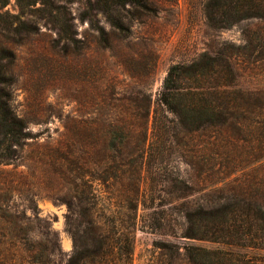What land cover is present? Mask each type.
Masks as SVG:
<instances>
[{"label":"trees","instance_id":"1","mask_svg":"<svg viewBox=\"0 0 264 264\" xmlns=\"http://www.w3.org/2000/svg\"><path fill=\"white\" fill-rule=\"evenodd\" d=\"M10 1L0 0V25L9 27L14 19L18 20L16 30H30L21 16L39 11L70 43L79 40L69 7L82 5L81 16L89 21L103 48H111L110 35L95 11L107 16L117 36L126 37L130 29L118 18L120 9L127 4L147 6V0H15L19 13L12 14L4 11ZM204 12L214 29L250 22L246 37L264 40V26L258 25L264 22V0H208ZM7 53L12 56L10 50L0 48V264H133L137 230L153 231L160 226L153 220L154 210L150 211L159 206L161 192L181 199L182 237L217 244L215 248L184 245L189 264H264V183L212 187L218 180L205 170L207 166L200 167L195 177L173 173L172 150L181 142L186 144L181 139L211 131L215 134L207 143L226 146L236 139L249 145L222 164L226 177L237 167L260 164L264 176V89L241 88L231 59L204 53L191 62L170 66L155 110L171 116L170 131L179 133L167 137L169 130L155 133L156 118L150 131L148 117L140 134L132 133L126 124L112 125L113 133L103 138L98 164L92 161V139L85 133L65 136L55 147L31 158V163L25 151L33 134L12 108V76L1 64ZM254 123L263 129L260 126L253 137ZM179 134H183L181 139ZM250 137L261 145L250 149ZM202 161L209 159L204 156ZM21 165L25 169H19ZM167 169L170 173L163 176ZM40 179L52 197L67 205L65 225L73 241L70 252L63 251L58 233L40 216L35 182ZM204 185L221 195L189 199Z\"/></svg>","mask_w":264,"mask_h":264},{"label":"rangeland","instance_id":"2","mask_svg":"<svg viewBox=\"0 0 264 264\" xmlns=\"http://www.w3.org/2000/svg\"><path fill=\"white\" fill-rule=\"evenodd\" d=\"M207 1L147 0L146 7L137 8L127 4L117 15L130 29L126 37L117 36L107 16L95 11L110 35L111 48L98 44L97 33L82 18L84 7L78 3L72 4L69 10L79 42L70 43L62 38L59 28L39 11L21 16L30 30H16L18 20L14 19L9 27L0 25V48L12 52V56L7 53L1 60L12 76L11 105L33 134L26 146L27 158L33 159L50 150L67 135L85 133L92 139V161L98 164L99 153L105 147L103 138L113 133L112 125L126 124L132 133L140 134L148 117L150 131L156 118L155 133L169 130L166 137L175 134L177 129L170 131L171 116L159 108L156 113L155 102L170 66L191 62L204 53L231 59L237 66L241 88L263 90L264 40L246 37L250 22L230 29L210 27L204 12ZM6 10L19 13L15 0L10 1ZM258 25L264 26V22ZM260 126L256 123L251 126L253 137ZM211 134L215 133L197 132L182 139L183 134L178 135L186 144L181 142V146L172 150L174 175L195 177L200 167L207 166L205 170L218 180L212 187L230 188L243 181L264 183L261 164L252 168L237 167L226 177L227 169L222 164L235 152L249 149V145L236 139L226 146L207 143ZM253 137H250L253 142L250 149L261 145ZM204 156L210 163L202 161ZM19 169H25L24 165ZM170 171L167 169L163 176ZM35 182L40 216L58 233L63 251L70 252L73 241L65 225L67 205L49 194L43 179ZM205 188L208 187H200L189 199L221 195ZM157 196L161 198L157 200L159 206L150 212L154 210L153 220L160 226L153 231L141 227L137 230L133 264H189L184 245L217 247L209 241L182 237L185 221L180 212L181 199L166 192ZM140 212H144L142 208Z\"/></svg>","mask_w":264,"mask_h":264}]
</instances>
